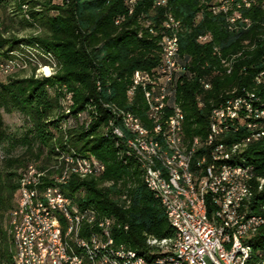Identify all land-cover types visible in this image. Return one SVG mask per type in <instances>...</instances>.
I'll use <instances>...</instances> for the list:
<instances>
[{
  "label": "trees",
  "instance_id": "1",
  "mask_svg": "<svg viewBox=\"0 0 264 264\" xmlns=\"http://www.w3.org/2000/svg\"><path fill=\"white\" fill-rule=\"evenodd\" d=\"M128 1L0 0L10 22L14 15H21L23 22L35 29L27 36L11 33L3 22L0 29V146H8L5 180L0 178V204L9 209L6 202L19 192L29 166L43 171V188L54 185L56 175H63L66 161L61 157L98 160L106 166L102 175H71L61 184L63 191L81 207L92 206L102 216L116 218V243L150 260L157 246L149 239L172 238L175 231L160 200L146 186L138 160L125 151L123 139L113 134V125L123 126L113 108L131 110L149 127L153 124L145 99L149 90L138 86L133 99L129 91L137 71L155 73L161 65L162 25L172 14L184 29L180 33L171 30L172 36L191 62L176 83L178 101L186 113V135H205L215 105L231 91L255 88L254 75L264 52V9L256 6L247 10L245 15L252 24L236 32L228 29L223 16L207 9L212 0H169L167 7L157 6L156 0H139L132 13ZM203 33L211 34L213 41L200 44L198 36ZM246 41L250 43L245 45ZM252 45L255 48L237 61L232 74L213 75L222 70L215 47L227 56ZM27 65L36 66L32 75L11 73L12 68ZM43 65L52 66L54 73L38 75ZM201 76L213 83L205 108L196 102L197 94L205 91ZM256 92L264 96V86H258ZM14 112L26 119L21 134L11 133L3 117ZM18 148L20 153L14 155L12 151ZM250 155L260 166L259 173L264 174V142L254 144ZM65 221L60 218L63 228H67ZM86 235L87 229L82 233ZM263 237L259 236L260 243ZM0 238L7 264H16L10 228H1Z\"/></svg>",
  "mask_w": 264,
  "mask_h": 264
},
{
  "label": "bare ground",
  "instance_id": "2",
  "mask_svg": "<svg viewBox=\"0 0 264 264\" xmlns=\"http://www.w3.org/2000/svg\"><path fill=\"white\" fill-rule=\"evenodd\" d=\"M69 1V0H67ZM139 1V0H135ZM159 0H156V5ZM238 1V0H229ZM169 0L159 7H167ZM260 6L264 9L263 2H255V7ZM207 9L213 14L212 4H208ZM206 9V10H207ZM219 15L226 20L227 27L230 31H236V25H231L228 20L226 11H219ZM231 16H238V8H231ZM175 20H178L176 23ZM183 23L173 15L169 14L165 21V27L175 33H180L183 29ZM252 21L249 18L243 19V28L247 29L251 26ZM204 38L208 39V43L213 41L211 34H204ZM173 44L180 42L172 36ZM245 45L250 42L246 41ZM255 45L242 49L239 52L231 53L223 56L220 47H215L216 54L220 57L222 70L214 71L215 74H232L237 61L244 56L247 51H252ZM173 57H183L180 48H173ZM262 57V56H261ZM188 69L187 65H180V73ZM258 69V68H257ZM264 69V57H263ZM193 74V73H192ZM39 75V74H38ZM138 71L135 73L136 77ZM50 76V75H49ZM255 88L253 90L246 89L243 91H231L229 97L224 100L233 99L236 96L243 95L249 100L260 101L264 106V96L256 92V88L264 86V74L261 76L259 68L255 75ZM202 89L198 93L201 97L200 108H205L207 92L213 88L211 79L207 76L200 77ZM147 90V89H146ZM208 90V91H207ZM146 103L149 99V91H145ZM197 100V97H196ZM179 102V101H178ZM242 98L234 99V106H241ZM220 103L215 105L209 114V125L205 135H196L186 138L184 136H167L166 133H158L157 122L159 114L148 113L152 125L149 127L139 116L131 110H116L114 112L121 116L122 125H113V134L119 139H123L125 151L133 154L138 160L143 171V179L153 195L160 200L165 209L167 218L171 226H174L173 214L169 211V206L165 201L159 189H154V179H152V171L154 172L156 181L163 183L166 188L168 197H175L179 203L186 208V212L194 222L203 226L217 225V217L220 220V226H236L239 224V214L225 213L223 207L212 206L209 203L207 190V170L210 167H218V160H212V142L215 138L229 139L226 142L227 154L219 156V164L230 167H242L241 172H227L226 167H218L216 169V177H223L229 181H237L238 186L234 192L225 193V200H236V206L244 205V196L250 199L248 204L247 221L255 220V213L260 210L264 213V174L259 173L260 166L250 155V149L258 142H264V128H258V136L250 135V132H242L239 129L227 128L228 114H221L216 121V112L219 110ZM148 111V106H147ZM179 112H182L183 125L186 124V113L179 102ZM258 117H250L249 126H257ZM136 127V128H135ZM116 129V130H115ZM125 131L129 132V135ZM186 131V129H185ZM161 140H165L162 145ZM132 143V149L129 144ZM144 142H147L146 146ZM67 155V154H66ZM188 156V158H187ZM65 157V156H64ZM61 157L66 161V167L60 177L55 179V184L50 186V192H56L59 197L60 210L54 203L52 196L48 193L46 187H41L43 181L41 177L43 171L31 168L23 174L22 186L20 188L19 198L16 209L12 213V227L14 228V244H15V262L16 264H39L37 250H29V244H26V235L24 227V216H30V221H37V210H32L31 191H35L36 201H41L44 211L51 222L57 223L58 233L57 242L59 250H62L65 257H69L68 264H156L159 262L169 261V254H157L149 260L145 255L138 254L135 250L129 249L125 244H117L113 237V229L117 223L116 218L102 216L99 211L92 207H81L70 196L63 191L62 183L68 182L71 175H78L82 178L98 176L106 171V166L94 159L80 156ZM76 159L77 164L68 162L69 159ZM187 159V162H186ZM88 163L91 168L88 167ZM150 167H148V164ZM187 165L189 171H187ZM152 169V170H151ZM262 169V168H261ZM43 177H45L43 175ZM30 183V188L27 187ZM91 218L88 219L87 216ZM65 219L67 228H63L60 218ZM11 224V223H10ZM11 227V228H12ZM264 221L262 223H250L251 233H256L246 240H241V249H244L245 264H264V237L262 243L259 242V236L263 235ZM87 229V235L82 236L84 230ZM176 236V227H173ZM107 231L113 244H104L99 232ZM151 245L167 248L176 247V239H158L152 237L149 239ZM263 244V245H260ZM29 252V259L27 258ZM172 261L177 264H185V254L174 252Z\"/></svg>",
  "mask_w": 264,
  "mask_h": 264
},
{
  "label": "built area",
  "instance_id": "3",
  "mask_svg": "<svg viewBox=\"0 0 264 264\" xmlns=\"http://www.w3.org/2000/svg\"><path fill=\"white\" fill-rule=\"evenodd\" d=\"M139 1L129 0L130 13L134 11L135 6ZM255 2H263L264 0H212L213 14L219 15V11H226L228 20H231V25H236V32L244 31L243 19L247 18L245 12L255 7ZM166 3V0H159L157 6ZM231 8H238V16H231ZM174 19V15H173ZM118 19L116 22L120 21ZM178 23V20H175ZM148 23L147 26H150ZM163 27V35L161 37V45L163 47L162 63L155 73L148 71H138V75L134 78V86L130 92L131 99L135 95V89L138 86H143L149 90V99L147 102L148 113L159 114V121L157 123L158 133H166L167 136H184L186 138L185 125L182 121V112H179L178 91L176 88L177 79L181 76L180 65H187L191 67V62L184 55L183 57H173V48H180L179 44H173L171 30ZM151 32L155 33V29L151 28ZM208 39L204 38V33L198 36L200 44H208ZM263 57H260L261 76L264 74ZM242 98L241 106H234V99ZM197 105L200 108L201 97L197 94ZM216 112V121L221 114H228L227 128L239 129L242 132H250V135L258 136V128H264V106L257 100H249L248 97L243 95L236 96L233 99L223 100L220 102L219 110ZM250 117H258L257 126H249ZM136 128V127H135ZM116 130V129H115ZM229 139L215 138L213 136L212 142V160H218V167H226L227 172H241L242 167H230L219 164V156L227 154L226 142ZM129 148L132 149V143L127 142ZM162 145L165 140H161ZM146 146L147 142H144ZM188 158V156H187ZM68 162L77 164L76 159H69ZM187 162V159H186ZM148 167H150L149 163ZM259 166V164L257 165ZM29 166L28 169H30ZM88 167L91 166L88 163ZM218 167H210L207 170V190L209 203L212 206L223 207L225 213L239 214V224L236 226H220V220L217 217V225L203 226L200 223L194 222L186 212V208L182 203L176 200L175 197H168L166 188L163 183L156 181L154 172L152 171V179H154V189L165 195V201L169 206V211L173 214L174 226L176 227V236L169 239H176V247L156 249L153 253L169 254V261L159 262L156 264H177L172 261V254L174 252H181L185 254V264H245L244 249H241V240L255 235L251 233L250 223H262L264 221V213H255L254 221H247L248 204L250 199L244 196V205L236 206V200H225V193L234 192V190L241 186L237 181H229L223 177H216V169ZM152 170V169H151ZM187 171L190 172L187 165ZM102 175V174H101ZM55 177L62 175L58 174ZM30 188V183H27ZM48 193L52 196L54 203L60 210L59 197L56 192H50V184H46ZM32 210H37V221H30V216H24V227L26 235V244H29V250H37L39 264H68L69 257H65L62 250H59L57 235L58 225L51 222L47 217L46 212L42 206L41 201H36L35 191H31ZM88 219L91 218L89 215ZM128 227V226H127ZM264 233V232H263ZM104 244H113L107 231L99 232ZM131 249V248H129ZM264 253V248H263ZM29 259V252H27ZM140 264H145L139 262ZM100 264V261L97 263ZM254 264V261H253Z\"/></svg>",
  "mask_w": 264,
  "mask_h": 264
},
{
  "label": "rangeland",
  "instance_id": "4",
  "mask_svg": "<svg viewBox=\"0 0 264 264\" xmlns=\"http://www.w3.org/2000/svg\"><path fill=\"white\" fill-rule=\"evenodd\" d=\"M8 17V14L6 12V10L3 7H0V29L4 28V24H7L9 26V30L11 33H15L18 34L19 36H27L30 33H32V31H34L35 29L26 25L23 22L22 16L21 15H14V20L13 22H10ZM2 22L4 24H2ZM9 33H6V35H8ZM36 67V66H35ZM34 65H27L25 68L22 67H15L12 68L11 70H13L11 73L14 75H21V76H28V75H32L34 72ZM6 72H8V69H5ZM37 73L40 76H49L52 75L54 73V69L52 66L50 65H43L41 66L38 70ZM5 123L7 125V127L9 128V131L13 134H21L25 131V128L27 126L26 123V119L24 117V115L20 112H14V113H4L3 114ZM8 146H0V178L2 179V181L5 180V170H4V166H5V157L8 156L6 149ZM21 148L18 149H14L12 151V153L18 154L20 153ZM34 168V167H30ZM36 169V168H34ZM37 170V169H36ZM19 192H16L13 194V198L7 200L8 202H6L9 205V209H6L4 205L0 204V229L3 228L5 230H9L10 228V233L11 235L14 237V228L12 227V213L14 211V209H16V205L18 203V198H19ZM11 206V207H10ZM11 223V224H10ZM12 227V228H11ZM14 241V238H13ZM11 249L13 250V260L15 262V244H14V248L11 247ZM0 264H7L6 261V257L3 255V240L0 238Z\"/></svg>",
  "mask_w": 264,
  "mask_h": 264
}]
</instances>
